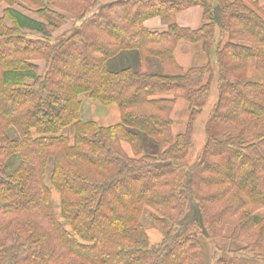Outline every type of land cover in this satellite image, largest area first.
I'll return each instance as SVG.
<instances>
[{
    "label": "trees",
    "instance_id": "16d2710c",
    "mask_svg": "<svg viewBox=\"0 0 264 264\" xmlns=\"http://www.w3.org/2000/svg\"><path fill=\"white\" fill-rule=\"evenodd\" d=\"M18 1L39 20L0 0V264H264V215L247 209L264 207V83L246 79L248 60L264 69V15L242 0ZM193 7L206 24L178 27ZM69 17L79 25L53 38ZM153 18L167 30H147ZM179 41L201 44L208 65L181 70ZM82 94L117 105L121 123L81 120ZM178 99L189 119L174 138ZM145 214L165 233L157 245ZM227 227L240 248L213 243Z\"/></svg>",
    "mask_w": 264,
    "mask_h": 264
},
{
    "label": "crops",
    "instance_id": "0c3cea01",
    "mask_svg": "<svg viewBox=\"0 0 264 264\" xmlns=\"http://www.w3.org/2000/svg\"><path fill=\"white\" fill-rule=\"evenodd\" d=\"M16 1L17 2H15L14 9L19 10L20 12H22L23 14L27 15L28 17H30L32 19L39 20V18L37 17L36 14H32L29 11L23 10L24 9L23 7H26V6H24V4L21 5L18 0H16ZM229 1L231 3H233L236 0H229ZM242 1H244L250 8L256 9L260 15H264V0H242ZM45 3L47 5V7H49L47 2H45ZM6 7H8V6L3 5V4L0 6V17L2 16L3 10ZM77 20H78V18H73V19H71V21H69L71 23L69 30L72 28V25H77L76 24V23H78ZM176 24L180 28L188 29L191 31H196V30L201 29L202 26L206 24V22L204 21V18H203L202 9L199 7H193V8H190V9H187V10H184V11H181L180 13H178L176 15ZM63 27L64 28L60 29L55 34V36L60 35L61 33H63L64 30H66L65 29L66 25ZM144 27L147 30L152 31V32H165L167 30V26L159 18H153V19H149V20L145 21ZM227 40H228L227 36H225L222 39V45L225 44L227 42ZM242 45L246 46V47L249 46L248 44H242ZM173 58H174L176 65L183 71H187L191 68H202V67L207 66L208 63L210 62V59L206 55V53L204 52L201 44H193V43L188 42V41H179L176 44V47H175L174 52H173ZM154 61L155 60H152L153 64H155ZM150 68H151V70L156 69V67L152 66V65ZM208 78H209V74L206 75V80L204 82H206ZM246 79L249 82L264 83V69L258 70L256 68V61L254 59L248 60L247 69H246ZM78 99L80 102H82V100H80V96ZM91 100H93V99H91ZM180 100H183V99H178L175 102L172 113H171V120H172L171 131H172V135L174 138L180 134L185 133L186 127L188 124V119H189V111H188L187 122H185V125H186L185 129L180 130L176 134L173 133V126H174V122H175V111H176L177 107L180 105L181 107L185 106L188 108V103L185 100H183L185 103L183 101H180ZM93 101L96 102L97 104H99L97 101H95V100H93ZM93 101H89L90 104L88 105V108L86 107V109H85V114L89 115V118L91 119V121H93L94 123H96L100 127H112V126H117L121 123L120 111H119L117 105H115V104L109 105V106H107L108 107L107 109H105L104 111H100L99 107H97V105H95L96 103H93ZM81 105H82V103H81ZM113 105L116 106L117 109L115 107H113ZM89 118H87V119H89ZM123 144H127V143L121 144L122 149L124 150ZM130 150H131V155L128 154L125 150H124V152L128 156L133 157L134 154H133L131 147H130ZM247 209L253 214L264 215V207L248 205ZM231 234H232V228H230V227L226 228L224 230L223 237L214 240L216 245L225 251L236 250V249L240 248L242 246V244L237 243L235 241H232L230 238Z\"/></svg>",
    "mask_w": 264,
    "mask_h": 264
},
{
    "label": "rangeland",
    "instance_id": "374dc122",
    "mask_svg": "<svg viewBox=\"0 0 264 264\" xmlns=\"http://www.w3.org/2000/svg\"><path fill=\"white\" fill-rule=\"evenodd\" d=\"M3 5H6L8 6V3H2ZM1 4V5H2ZM0 5V6H1ZM5 7V6H4ZM23 10H28L29 12H31L32 14H35V12L32 10V9H23ZM73 18H76V17H69V21H71V19ZM162 21V20H161ZM78 23H76L77 25H79V21L77 20ZM163 22V21H162ZM164 23V22H163ZM66 25V30L63 31V33H61L60 35L58 36H55V34L62 28H64L63 26L60 27L57 31L53 32L52 33V37L53 38H57L59 36H61L62 34H65V33H68L70 30V25L71 23L68 22L65 24ZM64 25V26H65ZM76 25V26H77ZM72 29V28H71ZM69 30V31H68ZM155 64L152 63V60H148V63H147V66H148V70L151 72H155L157 71V67H159V62H157V60L154 61ZM39 66H40V69H42L43 67V62L40 61L39 63ZM151 65L152 66H155L156 69L154 70H151ZM117 66V65H116ZM119 67V66H118ZM158 72V71H157ZM217 72V70L215 71ZM217 82H216V78L213 82V85H212V94H211V98H210V101L208 102L207 106L205 107L204 111H203V114L202 116L200 117V119L195 123L194 127H193V132H192V138H191V142H192V153L189 155L188 157V162H193L194 158H195V155L197 153H199L204 144H205V133H204V126H205V123L206 121L208 120L209 118V114H210V111L211 109L213 108L214 104L216 103L217 101ZM80 100H82V106H81V120L83 121H87V120H91L89 118V115L88 114H85V109L86 107L88 108V105L90 104L89 101H93L91 100V98H89V96L87 94H82L80 95ZM180 101H183V100H180ZM184 102V101H183ZM93 103H96L93 101ZM185 103V102H184ZM97 105V107H99V110L100 111H104L105 109H107L108 107L107 106H102V105H99V104H95ZM113 107L116 108V106L113 105ZM117 109V108H116ZM187 116H188V108L183 106L181 107L180 105L177 107L176 111H175V122H174V126H173V133L176 134L178 133L180 130L182 129H185V122H187ZM89 118V119H87ZM183 126V127H182ZM63 135L65 136H69L70 138H72V135H73V127L70 126L66 129L63 130ZM9 136L10 138L14 139V138H17V134L15 133V131L13 129H11L9 131ZM153 146V145H152ZM123 147H124V150L131 155V150H130V147L127 145V144H123ZM57 203V200L55 198V204ZM57 206V204H56ZM198 218V213L195 209H192L191 213L189 214V216L187 217L188 220H196ZM148 214H145L142 218V221H143V225L144 227L146 228L147 230V233H148V238H149V242L151 245H157L162 237L165 235V233L162 231H160L159 228L157 227H152V225L150 224L151 222H149L148 220ZM229 228V227H227ZM223 237V236H222ZM214 244L215 241H213ZM209 253V252H208Z\"/></svg>",
    "mask_w": 264,
    "mask_h": 264
}]
</instances>
